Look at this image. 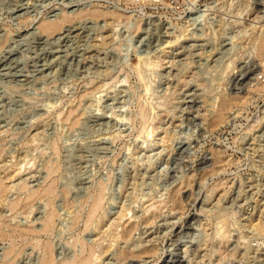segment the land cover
Returning <instances> with one entry per match:
<instances>
[{
  "label": "rangeland",
  "instance_id": "obj_1",
  "mask_svg": "<svg viewBox=\"0 0 264 264\" xmlns=\"http://www.w3.org/2000/svg\"><path fill=\"white\" fill-rule=\"evenodd\" d=\"M263 34L264 0H0V263L264 264Z\"/></svg>",
  "mask_w": 264,
  "mask_h": 264
},
{
  "label": "bare ground",
  "instance_id": "obj_2",
  "mask_svg": "<svg viewBox=\"0 0 264 264\" xmlns=\"http://www.w3.org/2000/svg\"><path fill=\"white\" fill-rule=\"evenodd\" d=\"M87 13H90V14H93L96 16H99V15L112 16V17H116L117 19L119 16H121V12L116 10V9L103 10L99 7H94L93 9L90 8L89 10H87ZM77 14H79V12ZM64 20H65V18L58 19V20H52V21L51 20H44L40 23V28L43 32H51L52 33V31H57V29H59L61 27V24ZM259 42H260L259 43L260 44V50H262V53H260V55H262L261 62L264 63V61H263L264 60V34L262 37H260ZM226 103L224 105L225 108H227ZM228 106H229V104H228ZM140 107L142 110V115L145 117L146 110L142 106H140ZM224 107H222V108H224ZM223 112H224V110H223ZM223 112H220L219 114H217L216 118L218 121L223 120V118H224ZM49 168L52 169L53 166L49 165ZM50 172H51V170H50ZM50 172H49V174H50ZM4 184H5L4 181L0 180V192L2 189L5 188L6 184L5 185ZM20 189H22L23 191L25 189V197L23 196L24 199L21 197H18L17 199H14V200L12 199L10 202V207L12 209L15 208L18 204H20V202L23 200H24V204L28 205L32 199H34L35 197H38V196H44V197H46V199L50 200L51 195L54 192V187H53V184L51 182L46 183V185L44 184L42 187H36V188H27V185L25 183H21ZM2 193L3 192H1V194ZM100 201H101L100 196L96 195L91 206H90V209H89V216H88L89 218L97 211L98 207L100 206ZM54 215H55V212H54L53 208L52 209L50 208L46 217L43 218L42 226L40 228L33 227V226H25V225H24V227L16 226L13 228V233L14 234L18 233L19 235H22V234H30V233H38L39 234V233H41L40 231L46 232L53 226ZM49 231H51V229ZM0 235H3V236L7 235L6 231L2 227H0ZM10 235H12V234H10ZM13 250H14L13 245H10V247H8L7 250L5 251L6 252L5 254H9ZM82 250L85 251L87 249L83 246ZM83 251H82V253H83ZM94 253H95L94 249L90 248L88 250V253H86L84 255L82 254L83 256H78L76 258H70V259L63 260V261H61L60 264H92V257L94 256ZM54 258L55 257L53 256V252L51 250V245L49 246V244H46L44 256L42 257V260H40V263H38V264H50L51 262H54ZM0 264H10V259L7 258L3 262H1Z\"/></svg>",
  "mask_w": 264,
  "mask_h": 264
},
{
  "label": "built area",
  "instance_id": "obj_3",
  "mask_svg": "<svg viewBox=\"0 0 264 264\" xmlns=\"http://www.w3.org/2000/svg\"><path fill=\"white\" fill-rule=\"evenodd\" d=\"M129 1H132L133 3H135V2H141L142 0H129ZM155 1H159V0H155ZM259 77H261V79L264 80V71L262 72V74Z\"/></svg>",
  "mask_w": 264,
  "mask_h": 264
}]
</instances>
